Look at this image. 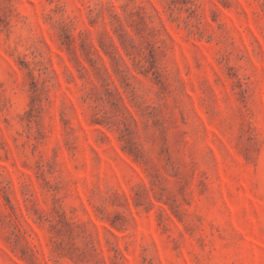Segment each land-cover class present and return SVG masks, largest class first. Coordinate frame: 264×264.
<instances>
[{
	"label": "rangeland",
	"instance_id": "obj_1",
	"mask_svg": "<svg viewBox=\"0 0 264 264\" xmlns=\"http://www.w3.org/2000/svg\"><path fill=\"white\" fill-rule=\"evenodd\" d=\"M0 264H264V0H0Z\"/></svg>",
	"mask_w": 264,
	"mask_h": 264
}]
</instances>
